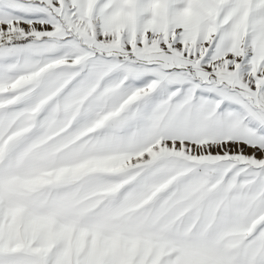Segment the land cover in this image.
<instances>
[{
	"label": "snow or ice",
	"instance_id": "1",
	"mask_svg": "<svg viewBox=\"0 0 264 264\" xmlns=\"http://www.w3.org/2000/svg\"><path fill=\"white\" fill-rule=\"evenodd\" d=\"M0 264H264V0H0Z\"/></svg>",
	"mask_w": 264,
	"mask_h": 264
}]
</instances>
